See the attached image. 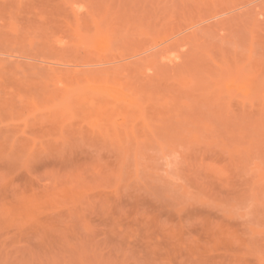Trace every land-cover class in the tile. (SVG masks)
<instances>
[{
    "label": "rangeland",
    "instance_id": "obj_1",
    "mask_svg": "<svg viewBox=\"0 0 264 264\" xmlns=\"http://www.w3.org/2000/svg\"><path fill=\"white\" fill-rule=\"evenodd\" d=\"M0 264H264V0H0Z\"/></svg>",
    "mask_w": 264,
    "mask_h": 264
}]
</instances>
